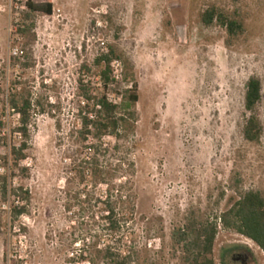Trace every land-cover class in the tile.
<instances>
[{
	"label": "rangeland",
	"instance_id": "374dc122",
	"mask_svg": "<svg viewBox=\"0 0 264 264\" xmlns=\"http://www.w3.org/2000/svg\"><path fill=\"white\" fill-rule=\"evenodd\" d=\"M24 1L0 0V85L6 91L13 79L25 81L44 113L35 116L23 162L27 176L13 181L29 192L25 214L12 219L13 198L0 200V264H68L80 251H93L91 217L99 222V210L80 209L74 196L101 197L105 185L81 184L70 159L88 153L91 143L78 138V79L100 87L93 60L108 47L118 57L109 99L119 101L131 80L136 85L135 122L124 128L119 145L134 165L135 213L124 242L132 241L138 264H183L173 231L192 219L215 220L239 191L264 193V0H51V15L36 16L24 49L31 66L21 71L9 58L22 46L14 25ZM209 5L241 20L243 32L228 42L218 25L204 26L199 16ZM250 77L261 83L257 142L242 135ZM0 118L4 155L18 141L8 136L16 116ZM104 143L115 141L106 137ZM4 173L10 170L0 167ZM217 225L215 264H229L227 252L235 246L247 249L253 264H264L252 241ZM103 238L99 234L97 247Z\"/></svg>",
	"mask_w": 264,
	"mask_h": 264
},
{
	"label": "trees",
	"instance_id": "16d2710c",
	"mask_svg": "<svg viewBox=\"0 0 264 264\" xmlns=\"http://www.w3.org/2000/svg\"><path fill=\"white\" fill-rule=\"evenodd\" d=\"M230 1L237 3L241 0ZM23 6L18 22L14 25V32L20 37L22 46L18 51L19 55L16 53L9 58L10 67L17 66L21 71L31 66L24 49L33 36L36 16L51 15L53 7L51 0H25ZM199 18L204 26L215 24L222 28L228 42L237 38L244 30L241 20L215 5L207 6ZM114 60H118V57L112 47L94 58V66L99 68L96 76L100 87L91 86V81L82 77L77 82V112L80 116L78 138L81 145L89 140L91 143L87 147L88 153L78 152L76 157L70 159V164L81 184L89 183L94 189L104 184L105 189L101 197L88 193L82 195L81 192L74 196L80 209H98L100 221L91 217L95 234L93 251H80L68 264H138L137 251L132 246V241L124 242L128 239L127 231L135 213V195L132 191L134 165L132 161L122 157L119 145L124 128L135 122L136 85L131 80V85L120 95L119 101L109 99L107 94L114 92L116 84L112 69ZM81 68L86 74L90 72L86 64ZM3 70L0 71V79L4 78ZM260 100L261 83L258 78L250 77L245 84L243 98V107L248 116L242 129L243 138L248 142H257L262 134V126L256 115ZM6 113L16 116V123L8 136L17 138L18 141L9 146L6 154L0 155V167L10 170L8 175L0 174V200L6 202L13 198L10 214L15 219L25 214L29 192L21 185L15 186L13 181L17 177L27 176L28 167L23 162L26 161L30 148L35 116L44 113V104L38 97L34 98L25 81L13 79L6 91L0 85V116L3 118ZM3 126L4 119L0 118V130ZM106 137L115 141L113 146L104 143ZM6 140L7 135L0 136V144H6ZM70 208L69 205L66 207L68 211ZM218 223L223 229L249 239L264 253V193L250 189L239 191L237 200L215 220L192 219L184 227L171 233L173 244L180 248L183 264H215L212 250ZM99 234H103L104 238L102 245L97 247Z\"/></svg>",
	"mask_w": 264,
	"mask_h": 264
},
{
	"label": "flooded vegetation",
	"instance_id": "af4514ba",
	"mask_svg": "<svg viewBox=\"0 0 264 264\" xmlns=\"http://www.w3.org/2000/svg\"><path fill=\"white\" fill-rule=\"evenodd\" d=\"M228 256L232 257V263L229 264H246L247 262L253 264V260L249 251L243 247L235 246L228 252Z\"/></svg>",
	"mask_w": 264,
	"mask_h": 264
},
{
	"label": "water",
	"instance_id": "95a60500",
	"mask_svg": "<svg viewBox=\"0 0 264 264\" xmlns=\"http://www.w3.org/2000/svg\"><path fill=\"white\" fill-rule=\"evenodd\" d=\"M228 262H230V263H232V262H233V261H232V257H231V256L228 258ZM246 264H251V263L247 262Z\"/></svg>",
	"mask_w": 264,
	"mask_h": 264
},
{
	"label": "built area",
	"instance_id": "2783aa9c",
	"mask_svg": "<svg viewBox=\"0 0 264 264\" xmlns=\"http://www.w3.org/2000/svg\"><path fill=\"white\" fill-rule=\"evenodd\" d=\"M24 3V2H23ZM8 264H14V263H8Z\"/></svg>",
	"mask_w": 264,
	"mask_h": 264
}]
</instances>
